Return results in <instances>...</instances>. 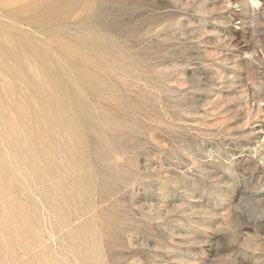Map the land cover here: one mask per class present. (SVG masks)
<instances>
[{
    "label": "rangeland",
    "instance_id": "obj_1",
    "mask_svg": "<svg viewBox=\"0 0 264 264\" xmlns=\"http://www.w3.org/2000/svg\"><path fill=\"white\" fill-rule=\"evenodd\" d=\"M0 264H264V0H0Z\"/></svg>",
    "mask_w": 264,
    "mask_h": 264
}]
</instances>
